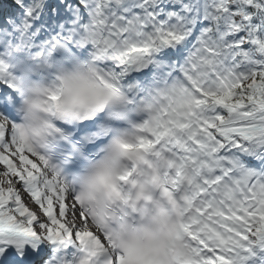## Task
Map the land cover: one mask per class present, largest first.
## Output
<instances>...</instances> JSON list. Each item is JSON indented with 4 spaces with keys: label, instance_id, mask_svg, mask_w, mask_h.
<instances>
[{
    "label": "snow or ice",
    "instance_id": "snow-or-ice-1",
    "mask_svg": "<svg viewBox=\"0 0 264 264\" xmlns=\"http://www.w3.org/2000/svg\"><path fill=\"white\" fill-rule=\"evenodd\" d=\"M0 264H264V0H0Z\"/></svg>",
    "mask_w": 264,
    "mask_h": 264
}]
</instances>
